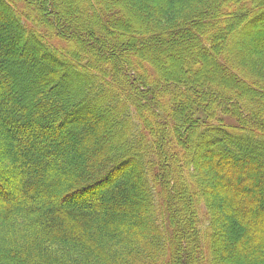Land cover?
<instances>
[{"label":"trees","instance_id":"16d2710c","mask_svg":"<svg viewBox=\"0 0 264 264\" xmlns=\"http://www.w3.org/2000/svg\"><path fill=\"white\" fill-rule=\"evenodd\" d=\"M263 33L264 0H0V264H264Z\"/></svg>","mask_w":264,"mask_h":264},{"label":"rangeland","instance_id":"374dc122","mask_svg":"<svg viewBox=\"0 0 264 264\" xmlns=\"http://www.w3.org/2000/svg\"><path fill=\"white\" fill-rule=\"evenodd\" d=\"M37 1V0H36ZM65 5V4H64ZM67 12H69V11H67ZM111 12V10H106V11H102V16L107 20V19H110L109 17H111L112 16V14L110 13ZM113 12V11H112ZM109 13H110V16L108 17V15H109ZM219 13L221 14V13H223V9H220L219 10ZM219 14V15H220ZM219 15H218V18H220L219 17ZM211 20V18L208 16V17H206V19L204 20V22H206V21H210ZM125 26H127V28H124V27H122L121 25L120 26H118V25H114V26H110V30H109V33L107 32V34L109 35V38H114L115 36H117L118 35V33H122V35L124 36V37H127V35H133L134 33H135V31H133V24L132 23H128V24H125ZM239 27V25L238 24H236L234 27H233V31L234 30H236L237 28ZM253 27H251V29H252ZM122 30V31H121ZM201 30L199 29L198 30V32H196V36H197V38H200V37H202V34H201V32H200ZM264 34V33H263ZM73 35H76V37H78V39L80 38L81 40H84V41H88L89 40V38H88V36L87 35H84V36H81L80 35V33H76V32H73ZM183 42H185V41H187V37H184L183 39ZM172 47L173 46H170V48L172 49ZM111 52V51H110ZM174 53V50H170V49H168V52L167 51H164V52H162V51H159V55H160V57L162 58V60L163 61H171V55ZM110 54V53H109ZM192 52L190 53V48H188V46L187 45H185V47L182 49V58H183V61H180V65H186V64H189V63H192L191 61H192ZM195 62V61H194ZM196 62H198V63H200L201 64V66H205V68H211V66H210V64H209V62H208V58H207V56L205 55H203V54H200L199 55V57L196 59ZM190 65V64H189ZM197 65V64H196ZM178 69H181V68H179L178 67ZM173 92L174 93H176L175 92V90L173 89ZM8 191H10V189H7ZM87 196V197H90V196H92V194L91 193H88V192H85V193H83L82 194V196ZM72 200H76V198H72ZM222 236H225V233H223L222 234Z\"/></svg>","mask_w":264,"mask_h":264}]
</instances>
